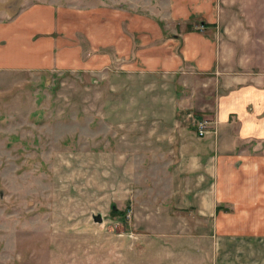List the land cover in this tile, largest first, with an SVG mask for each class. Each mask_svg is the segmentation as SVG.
<instances>
[{
    "label": "rangeland",
    "instance_id": "1",
    "mask_svg": "<svg viewBox=\"0 0 264 264\" xmlns=\"http://www.w3.org/2000/svg\"><path fill=\"white\" fill-rule=\"evenodd\" d=\"M159 5L0 0V26L14 28L0 29V264H117L188 231L161 213V140L197 133L191 68L145 71L144 33L127 31L163 25ZM247 5L263 8L247 23L264 25V0ZM111 24L130 55L112 47Z\"/></svg>",
    "mask_w": 264,
    "mask_h": 264
},
{
    "label": "crops",
    "instance_id": "2",
    "mask_svg": "<svg viewBox=\"0 0 264 264\" xmlns=\"http://www.w3.org/2000/svg\"><path fill=\"white\" fill-rule=\"evenodd\" d=\"M156 1L163 25L127 26L144 33L139 64L177 76L189 66L199 97L194 110L208 117L210 131L200 137L180 130L182 138L161 140V213L165 225L188 231L165 232L159 249L119 251L126 259L117 264H264V25L246 20L263 8H249L248 0H228L227 7L221 0ZM190 17L194 25L185 29ZM10 27L0 29L14 33ZM109 28L114 50L130 55L131 41L116 36L120 25Z\"/></svg>",
    "mask_w": 264,
    "mask_h": 264
},
{
    "label": "built area",
    "instance_id": "3",
    "mask_svg": "<svg viewBox=\"0 0 264 264\" xmlns=\"http://www.w3.org/2000/svg\"><path fill=\"white\" fill-rule=\"evenodd\" d=\"M211 121L208 118H199L195 120L196 132L198 136H203L210 131L209 126Z\"/></svg>",
    "mask_w": 264,
    "mask_h": 264
},
{
    "label": "water",
    "instance_id": "4",
    "mask_svg": "<svg viewBox=\"0 0 264 264\" xmlns=\"http://www.w3.org/2000/svg\"><path fill=\"white\" fill-rule=\"evenodd\" d=\"M93 220H94L95 222H102L101 214L93 215Z\"/></svg>",
    "mask_w": 264,
    "mask_h": 264
}]
</instances>
